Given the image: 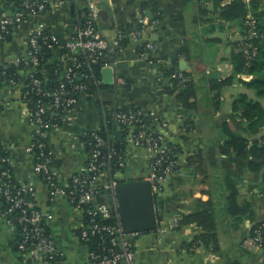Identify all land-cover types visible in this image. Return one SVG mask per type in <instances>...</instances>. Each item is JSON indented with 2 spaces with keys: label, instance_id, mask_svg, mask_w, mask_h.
I'll return each mask as SVG.
<instances>
[{
  "label": "crops",
  "instance_id": "obj_1",
  "mask_svg": "<svg viewBox=\"0 0 264 264\" xmlns=\"http://www.w3.org/2000/svg\"><path fill=\"white\" fill-rule=\"evenodd\" d=\"M41 1V0H37ZM59 1V0H57ZM53 14L31 16L12 30L8 39L0 40V65H10L28 52L30 33L39 25L56 33L62 41L71 36L70 2ZM84 6L86 0H77ZM104 0L100 2V32L112 43L118 29L127 27L139 14L147 18V32L152 49L145 53L142 44L132 42L115 56L118 74L123 84L118 89L114 69L105 61L101 68V90L93 98L85 96L77 106L76 114L65 120L50 139L53 157L62 162L61 172L70 177L84 166L86 150L80 137L86 131H99L105 118L115 108L133 107L147 115L148 127L166 135L180 148V171L163 185V192L155 203L158 228L154 232L139 233L132 238L136 254L135 264H264V250L246 247L255 223L264 221V170L251 169V155L237 158L225 146L227 132H236L247 138L250 145L264 136V131L251 135L233 112V102L241 94L255 100L254 91L242 81L251 77L233 74V65L227 61L231 46L243 37L229 23L221 21L217 13L227 2L223 0ZM147 4L148 7L143 6ZM155 10V11H153ZM15 9L10 0H0V20L12 17ZM160 16V20H155ZM150 17L152 19H150ZM179 22V27L173 23ZM188 71L196 85V108L185 110L173 96L162 92L161 70ZM183 69V70H182ZM26 70L22 72L24 76ZM222 91L211 90L210 80H228ZM165 121L167 129L157 127ZM187 122H191L187 125ZM218 130H222L225 139ZM167 131V132H166ZM33 127L24 114L20 93L11 87L0 88V145L11 155L16 180L28 190L31 205L47 210L48 190L34 175L33 159L26 152L32 142ZM126 179L147 174L152 153L146 148H127ZM201 156L206 173L203 175L188 164V158ZM255 162H257L255 160ZM230 187H234L238 206H249L252 218L237 221L228 212ZM212 201L215 207L216 232L220 252L199 248L188 253L183 246L201 234L196 225L175 230L170 221L174 216L201 210L202 202ZM54 220L48 224L57 238L65 264H88V250L75 235L81 222L79 216L63 200L52 206ZM0 264H23L20 261L16 230L0 216Z\"/></svg>",
  "mask_w": 264,
  "mask_h": 264
},
{
  "label": "built area",
  "instance_id": "obj_2",
  "mask_svg": "<svg viewBox=\"0 0 264 264\" xmlns=\"http://www.w3.org/2000/svg\"><path fill=\"white\" fill-rule=\"evenodd\" d=\"M102 1L104 0H86L84 6L88 9L87 13H82L77 20L75 19L74 23L72 22V17L68 18L69 21L71 20L70 26L72 31L68 40L62 41L52 33L50 37H42L44 42L50 39L53 44L59 47V50L67 51L66 54H59L57 59L60 62H65L67 59V62L65 63V79L68 83L66 85L69 84L72 86V90L69 93L65 92L64 86L54 94L43 93L41 89L43 81L39 78H35V75L31 70V68H34L39 64V47L37 41L39 37L42 36V33L46 31L44 25H39L30 33L27 42V54L10 64L11 66H24L26 70V74L24 75L25 82L16 83L14 80L10 79L7 82V86L16 89L20 93L21 102L24 106V114L27 116L33 127L32 142L27 147L26 152L33 159L34 175L40 177V174L43 172L45 176H52L51 178H54L53 181H49L44 185L49 194L46 204L50 203L53 206L59 200H63L74 210V212L81 216V222L75 228V235L79 241L88 242L90 238L98 235L101 236L102 240L105 236L112 238L111 245L102 248L99 252L88 251V264H135L136 254L132 249V238L139 233H125L121 226L118 213L114 218L117 220L116 225L99 224L96 222V219L105 221L109 218H113L111 214L112 209L110 199L112 200V205L115 209H118L116 188L124 180H130L123 176L121 170H116L113 173V167L111 164L113 153L107 146L106 141H104L105 139L97 134L93 135V138L96 141L95 147L88 156L86 154V160H89V167L86 169L83 166L82 169L78 171H89L93 173V179L90 182L86 179H81V177H73V175L66 177L59 170L49 169L45 162H37V160H40V156H36L33 140L36 136H40L41 138L50 137L51 139L52 134L60 127H56L55 125H51L49 122L44 121V116L47 113L48 108L47 105L40 104L34 113H32L28 105L29 96L32 93L43 94L46 97L54 96L55 107L62 108L63 110V114L61 115L63 124L65 120L76 114V108L85 96L92 97L91 95L93 92L95 95L99 93L101 90V80L94 74V66L100 62V58L103 56L104 52L115 54V51L118 50L121 37L119 32L112 43L103 38L98 28L101 12L100 2ZM244 1L248 3L250 0ZM65 4H67V2L64 0H22V8L20 11H16L12 17L0 20V40H4L6 36L11 33V30L18 27L28 17L53 14L62 9ZM75 5H78L77 0L75 1ZM132 20L134 26L129 37L134 43H145L142 48L145 50V53L141 54V59L144 60L153 47L149 41V34L146 30L148 26L147 18L139 14ZM77 21L79 22L77 23ZM248 24L251 28L252 36V21L250 20ZM246 53H248L247 50ZM80 58L83 61L80 62ZM102 61L104 62L103 65H105L104 57ZM108 63L111 68L114 69L116 76L115 88L118 89L120 85L123 84V79L120 78L118 74L119 63L115 59L108 60ZM79 68L87 69L89 75L86 76V78L88 84H91L92 87H89L88 84H73L75 76H71V73L74 69ZM179 77L181 78V75H179ZM88 91L91 92V95L88 94ZM81 94L83 97L80 99L79 97ZM64 96H68V99L65 100L63 98ZM120 109L121 108L118 107L115 108L112 115L105 118L103 128L105 129L106 126L113 123L117 128L120 137L124 136L123 131L126 130L127 148L130 146L132 148H146L151 151L152 160L147 174L134 179H141L150 183L152 196L156 203L158 197L161 196L163 192V185L169 180V178L180 171V154L175 151L173 144L168 140L166 135L159 134L148 127V123L145 121L147 115L139 111L133 112L131 110L123 113L118 111ZM157 127H160L165 131L167 129V124L165 121H160L157 123ZM43 147L44 145L40 144V148ZM102 147H105V153H103ZM48 155L53 156L51 150ZM99 157L101 158V161H98ZM2 162L13 166L11 156L2 160ZM126 166L127 154L124 160L119 163L121 169H125ZM6 174V172H3L1 176L4 177ZM71 179L72 183L70 184ZM99 190L107 192L109 203H96ZM24 191L28 192L25 188ZM0 196L4 197L9 202H13V206L8 210H2L0 204V216L5 219L9 226L14 228L10 213L16 209L22 210L21 216L18 217L21 230L19 233L20 238L17 241L21 263L50 264V261L55 257L64 256L55 240V235H47L45 230L40 226V224H49L54 220L55 216L52 211V206L47 207V210H44L43 212L32 211L31 218L29 219L26 215V209L23 208V205L28 204L26 200L24 201L20 197V194H18L17 197H12L10 186L4 185L1 181ZM101 197L104 198L103 195ZM90 205L91 207H88ZM32 206L33 205H31V207ZM85 216L90 219L87 224L84 223ZM170 225L173 228L177 227V216L172 218ZM77 230H80L79 234L76 233ZM262 244L261 229L256 231V236L254 238H249L245 242L246 247L257 250H262Z\"/></svg>",
  "mask_w": 264,
  "mask_h": 264
},
{
  "label": "trees",
  "instance_id": "obj_3",
  "mask_svg": "<svg viewBox=\"0 0 264 264\" xmlns=\"http://www.w3.org/2000/svg\"><path fill=\"white\" fill-rule=\"evenodd\" d=\"M156 0H151V3H155ZM227 3L220 8L217 13L219 20L227 22L231 27L234 28L236 33H239L243 40L241 42H235L231 46V51L227 57V61L233 65V74L237 75H247L251 79L246 82L242 81L243 85L252 91H254L256 100L250 99L246 94L239 95L233 102V112L240 119L241 125L244 126L243 132L249 133L251 135H257L264 131V0H250L248 3L244 0H223ZM136 3V0H129V5L133 6ZM10 4L16 11H20L22 8V0H10ZM144 8L148 7L147 4L143 6ZM49 9V8H48ZM15 11V12H16ZM24 11V10H23ZM88 9L85 6L75 5V11L70 13V16L73 19L79 18L82 13H87ZM155 11V10H153ZM160 16H156L155 20H160ZM252 21L253 29L251 36V28L249 27V21ZM100 21V18H99ZM79 21H77L78 23ZM81 22V21H80ZM181 23L174 22V27H179ZM133 20L130 25L127 27H121L118 29L120 32V40L118 50L115 51V54H109L104 52L103 56L100 58V62L94 66V74L96 77L100 78L101 68L103 67L104 62L102 61L103 57L105 61L108 59H115L116 54L123 48L128 47L132 40L129 37L131 30L133 28ZM100 29V27L98 26ZM12 33V30H11ZM56 35L60 40L61 37L53 32L46 30L42 33V36L39 37L37 45L39 47V64L31 68L32 72L35 75V78H39L43 81L41 87L43 93L54 94L64 86L65 92L69 93L72 90V86L65 79V62H60L57 57L62 54H66V50H59V47L51 42L48 39L46 42L42 40V37H50V35ZM10 35V34H9ZM8 35V36H9ZM8 36L3 40H7ZM52 47V48H51ZM246 50L248 53H246ZM82 57V56H81ZM83 61L80 58V62ZM25 70L23 65L20 66H11L4 65L0 67V88L7 86L8 80L12 79L16 83L25 82L22 72ZM163 75V81L161 83L162 92L164 94L173 96L176 101L181 104V106L187 110L191 111L196 108L194 99L196 97V85L192 78V74L188 71H178V70H161ZM89 75V72L86 68L74 69L71 73V76H75L74 85L79 84H88L86 76ZM181 75V78L179 77ZM231 79L228 80H210L211 90L222 91L224 86L231 82ZM89 87H92L91 84H88ZM88 94L91 95V92L88 91ZM95 93H92L93 98ZM80 95V99L82 98ZM65 100L68 99V96L63 97ZM55 97H46L43 94L32 93L29 96V108L32 113H34L40 104L47 105V113L44 116V121L49 122L51 125L56 127L62 126L61 115L63 114L62 108H56L54 103ZM137 112L133 107H123L119 112H128V111ZM148 118H145L147 121ZM187 125H190L191 122H187ZM96 132V133H95ZM97 134L101 138L105 139L107 146L110 148L113 153L111 164L113 167V173L116 170H121L124 173L125 169L119 167V163L124 160L127 154V142H126V130L123 131V137H120L117 128L112 124L105 127L103 130L99 131H86L81 137V143L85 147L87 156L95 147L96 141L93 138V135ZM156 135V134H154ZM153 135V136H154ZM155 137V136H154ZM225 146L231 148L236 154L237 158L245 159L248 155H251L253 162L250 167L252 170L260 172L264 170V136L261 137L260 142H254L250 145L247 138L236 132H227V138L224 141ZM35 146L36 156H40V160L37 162H45L49 169L61 171L62 162L55 159L53 156H49L50 147V137L41 138L36 136L33 140ZM40 144H43L44 147L40 148ZM177 153L180 154V148L176 145H173ZM103 153L106 152L105 147H102ZM10 152L0 145V181L4 185H9L11 188V196L17 197L20 194V197L25 201L27 196V191H24L19 183L16 180L14 167L8 163H3L2 160L9 158ZM255 160L257 162H255ZM98 161H101V158H98ZM188 164L194 166L198 172L201 174L206 173L204 160L201 156H193L188 158ZM84 167L87 169L89 167V160H86ZM6 172V176L2 177L1 174ZM52 177V176H51ZM47 177L42 172L40 174V181L43 185H46L47 182L53 181L54 178ZM73 177H81V179H86L90 182L93 179V173L91 172H76L73 174ZM72 177V178H73ZM264 182V179H263ZM72 179L70 180V184ZM264 184V183H263ZM230 195L228 197V212L231 216H235L237 221H242L243 218L247 217L252 218V212L249 209V206H238L236 203V194L234 187H230ZM104 196L102 198L101 196ZM96 203L107 202L109 203L108 195L106 191L99 190L97 194ZM0 204L2 210H8L13 206V202L7 201L4 197L0 196ZM28 203L23 205V208L27 211V218H31L32 211L43 212V208L37 205ZM50 203L47 204V207H51ZM88 207H91L88 206ZM21 209H16L10 213L12 224L16 230V241L19 240L20 236V225L18 222V217L21 216ZM178 225L175 230H180L182 227L189 225H196L201 229V234L196 236L190 243L185 244L183 248L190 254L195 253L199 248H203L218 254L220 252V242L216 232V217H215V207L212 201L202 202V208L199 211L192 212L187 215H178ZM89 218L84 217V223H89ZM96 222L99 224L106 225H116L117 220L114 218H109L105 221L96 219ZM30 226V225H28ZM40 226L45 230L47 235H53V232L49 228L48 224H40ZM261 229V237L263 240L262 250H264V221L255 223L250 234V238L256 236V231ZM80 230H77L79 234ZM57 242V238L55 237ZM111 237L105 236L102 240L101 236H96L90 238L88 242L80 241L81 245L85 246L88 251H100L104 247L111 245ZM58 244V243H57ZM101 244V245H100ZM133 249V248H132ZM134 250V249H133ZM50 264H65L64 256H57L50 261Z\"/></svg>",
  "mask_w": 264,
  "mask_h": 264
},
{
  "label": "water",
  "instance_id": "obj_4",
  "mask_svg": "<svg viewBox=\"0 0 264 264\" xmlns=\"http://www.w3.org/2000/svg\"><path fill=\"white\" fill-rule=\"evenodd\" d=\"M75 1L69 0L71 12L75 11ZM100 16L105 17V12L101 11ZM150 19L152 18L150 17ZM72 22L74 23L75 19ZM103 129V125H101V130ZM218 134L225 139L222 130H218ZM116 197L118 209H115L110 199L111 214L113 218L117 213L119 214L120 223L125 233H150L157 230L159 221L149 182L141 179L124 180L116 188ZM25 198L29 203V196L27 195Z\"/></svg>",
  "mask_w": 264,
  "mask_h": 264
},
{
  "label": "rangeland",
  "instance_id": "obj_5",
  "mask_svg": "<svg viewBox=\"0 0 264 264\" xmlns=\"http://www.w3.org/2000/svg\"><path fill=\"white\" fill-rule=\"evenodd\" d=\"M257 99V97L255 96V100Z\"/></svg>",
  "mask_w": 264,
  "mask_h": 264
}]
</instances>
